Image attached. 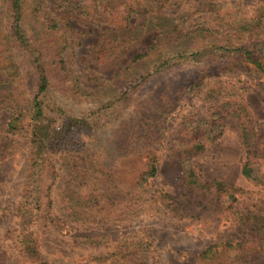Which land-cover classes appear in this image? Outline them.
Returning a JSON list of instances; mask_svg holds the SVG:
<instances>
[{"label": "trees", "instance_id": "trees-1", "mask_svg": "<svg viewBox=\"0 0 264 264\" xmlns=\"http://www.w3.org/2000/svg\"><path fill=\"white\" fill-rule=\"evenodd\" d=\"M179 2L89 0L82 5L70 2L80 14L105 26L97 46L104 63L120 58L152 29L160 30L157 40L146 50L127 57V64L104 80L96 94H90L82 90L78 77L70 75L65 65L62 57L65 32L49 16L53 11L47 13V1L7 0L5 18L0 19V106L6 101L13 106L9 130H16L27 120L29 154L23 194L12 213L15 224L4 238L13 241L25 262L51 264L50 241L56 233L64 234L61 231L64 226L75 231L90 225L132 221L142 214L177 213L179 199L162 190L146 189L157 173V140L155 134L148 137L147 129L163 128L157 123L172 113L186 93L199 88L205 77L240 70L264 79V42L259 39L264 2L243 14L226 2L187 0L186 5L179 7L181 12L172 13ZM198 14L206 16L183 30L192 15ZM135 16H140L141 21L131 27L130 20ZM186 59L198 63L191 78H170L163 87L152 88L160 74ZM223 83L219 80L204 89V98L214 103L192 115L195 121L187 133L184 127L189 118L182 121L172 151L184 166L180 188L186 194L226 206L242 224L246 237L210 243L197 254L195 264H264V207L256 213L235 209L238 189L219 179L200 180L190 163L222 134L225 120L232 117L238 122L242 139L241 174L247 178L253 175L256 163L249 155L254 146V129L246 124L245 105L222 98L216 102ZM145 89H152L151 103L143 112L134 113L125 141L108 137L109 146L104 149L95 141L83 142L87 131L119 120L135 106L138 94ZM107 90L109 96L80 117L64 113L54 98L60 94L64 99H92ZM57 156L66 160L59 166L63 179L59 195L65 205L54 209L52 203L58 200L57 194L55 199L48 197L47 206L42 205L47 197L41 190V179L48 174L54 182L60 176L55 166ZM119 204L123 207L117 208ZM134 236L133 233L112 239V247L104 255L89 257L90 264H142L141 256L152 251L153 246L148 239ZM104 238L110 237L75 233L71 235L74 247L69 251L73 253L74 248L81 246L98 249L104 245ZM53 240L63 243L56 236ZM0 254L5 258L4 252ZM62 257L68 255L64 253ZM4 262L0 259V264Z\"/></svg>", "mask_w": 264, "mask_h": 264}, {"label": "rangeland", "instance_id": "rangeland-1", "mask_svg": "<svg viewBox=\"0 0 264 264\" xmlns=\"http://www.w3.org/2000/svg\"><path fill=\"white\" fill-rule=\"evenodd\" d=\"M46 1L48 4L47 13L49 10L53 11L49 13V16L56 19L58 25L65 32L66 45L62 54L65 65L70 75L78 77L82 83V90L90 94H96V89L104 83V80L113 77L126 65L127 57L146 50L149 44L160 36V30L152 29L120 58L110 63H104L102 62L103 54L99 53L97 46L101 41L105 26L85 17L79 13V9L70 5V2L74 5L76 3L82 5L89 0ZM205 1L226 2L228 7L236 8L243 14L248 13L249 10L251 12V8L264 2V0ZM6 2L7 0H0V19L2 21L5 18ZM184 4H187V0H180L175 10L172 8V11H169L179 13L181 12L179 7ZM205 16V14L192 15L182 29L186 30ZM140 21L141 17L135 16L130 20V26L135 27ZM259 34V39L264 42V22ZM59 41L61 44L62 38ZM196 65L198 63L194 60H183L180 65H175L160 74L151 86L153 89L163 87L166 81L174 77L182 76L189 79L192 77ZM219 80L224 83L220 85L221 92L216 98V102L219 103L221 98L223 100L231 99L247 108L248 116L245 117V121H247L245 123L254 129V146L249 155L250 159L256 163L253 175L247 178L241 174L240 169L244 159L242 139L238 122L232 117L225 120L222 134L209 144L202 154L193 157L190 163L200 180L219 179L238 189L235 209L256 213L264 207V79L256 74L240 70L222 76L205 77L199 88L186 93L172 113L163 118L161 123H157L163 128L147 129L148 137L155 134L154 138L157 140V173L150 179L146 189L150 192L162 190L179 199L181 201L180 210L177 213L142 214L132 221L102 226L90 225L81 228L73 226L76 228L75 231L71 230L69 226H64L61 229L64 234L56 233L55 235L63 243L58 244L54 241L55 236L50 241L48 258H50L51 264H90L89 257L104 255L112 247V239L133 233L137 239H148L153 246L152 251L141 256L142 264H195L197 254L210 243L221 240L238 241L246 237L242 224L226 210V206L222 207L205 197L186 194L180 188V177L184 166L172 151L176 145L173 139L179 134L182 121L189 118L184 127L185 133H187L195 121L192 115L202 112L208 104L214 103V101L208 102L204 98L203 91L207 86L215 85ZM151 93L152 89L141 91L134 107L126 111L119 120L100 129L87 131L83 142L95 141L100 149H104L105 146L106 148L109 146L108 137L124 140L126 136L130 135V120L134 113L136 111L143 112L150 105ZM108 96L107 90L92 99L78 97L64 99L60 94H55L54 98L64 113L80 117L83 113L87 114L92 110L96 102ZM8 103L6 101L0 106V253H5V258L0 256V259L5 261L4 264H31L22 259L14 248L12 240L4 238L6 231L12 229L15 224L12 213L23 194L26 162L29 154L27 120L16 130H9L7 124L14 109ZM55 160V166L60 176L54 182L48 174L41 179V190L47 197L43 198L42 205L47 206L49 198L54 197L55 199L57 194L58 200H53L52 203L54 209L65 205L64 199L59 195L63 186L59 185L63 180L61 178L62 169H59V166H62L66 161L60 156L55 157ZM122 207L121 204L117 206V208ZM75 233L99 234L110 238H104V245L98 249L81 246L74 248L72 253L69 251L74 247L71 235ZM64 253L68 255L67 258L62 257ZM85 257H87L86 260H83Z\"/></svg>", "mask_w": 264, "mask_h": 264}]
</instances>
